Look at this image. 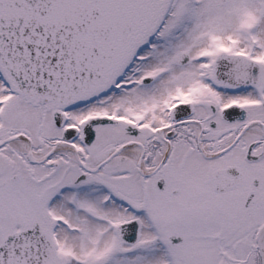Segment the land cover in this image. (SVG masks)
<instances>
[{
	"label": "snow or ice",
	"instance_id": "snow-or-ice-1",
	"mask_svg": "<svg viewBox=\"0 0 264 264\" xmlns=\"http://www.w3.org/2000/svg\"><path fill=\"white\" fill-rule=\"evenodd\" d=\"M0 264H264V0H0Z\"/></svg>",
	"mask_w": 264,
	"mask_h": 264
}]
</instances>
